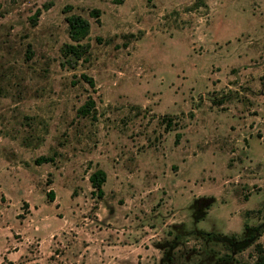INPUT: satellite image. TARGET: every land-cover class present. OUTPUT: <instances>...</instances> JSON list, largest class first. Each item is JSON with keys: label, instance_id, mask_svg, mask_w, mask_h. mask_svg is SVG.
<instances>
[{"label": "rangeland", "instance_id": "1", "mask_svg": "<svg viewBox=\"0 0 264 264\" xmlns=\"http://www.w3.org/2000/svg\"><path fill=\"white\" fill-rule=\"evenodd\" d=\"M263 138L264 0H0V264H254Z\"/></svg>", "mask_w": 264, "mask_h": 264}, {"label": "trees", "instance_id": "2", "mask_svg": "<svg viewBox=\"0 0 264 264\" xmlns=\"http://www.w3.org/2000/svg\"><path fill=\"white\" fill-rule=\"evenodd\" d=\"M93 11L98 15V10L93 9ZM65 21L67 22L68 25V34L69 37L73 40L72 42H65L62 47H61V53H62V60L61 63L65 65H69L71 67H74L77 62L79 61L80 58L86 56L85 54L88 53V44L80 42L82 38H84L89 31L90 27V22L89 20L82 16L81 14L78 13H70L65 16ZM82 76L85 78L89 84H93V79L85 74L82 73ZM92 102H89L84 109L82 106L80 110L82 112H87L88 109L90 108ZM170 119L167 121V124L170 125ZM179 135V134H178ZM178 138V137H177ZM264 142V138H263ZM44 160H50V157L47 156H40L37 158V162H41ZM106 173L102 168H97L94 171H92L89 175V179L91 181L92 186L99 191V193L102 191V184L105 181ZM52 196V192H51ZM259 227V226H258ZM258 227H250V225L245 224V230L244 232L247 233L245 236L247 240H256L260 233L258 230V233L256 231H249L247 232L248 228L251 230L252 229H258ZM247 228V229H246ZM234 237V236H233ZM236 238V237H235ZM257 255L256 259L254 261V264H264V245L261 243H256L255 245Z\"/></svg>", "mask_w": 264, "mask_h": 264}]
</instances>
